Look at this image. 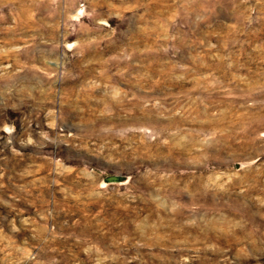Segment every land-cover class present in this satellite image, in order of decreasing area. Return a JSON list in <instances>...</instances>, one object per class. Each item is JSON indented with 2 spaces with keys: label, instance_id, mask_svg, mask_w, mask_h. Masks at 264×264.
I'll return each instance as SVG.
<instances>
[{
  "label": "rangeland",
  "instance_id": "374dc122",
  "mask_svg": "<svg viewBox=\"0 0 264 264\" xmlns=\"http://www.w3.org/2000/svg\"><path fill=\"white\" fill-rule=\"evenodd\" d=\"M0 264H264V0H0Z\"/></svg>",
  "mask_w": 264,
  "mask_h": 264
},
{
  "label": "water",
  "instance_id": "95a60500",
  "mask_svg": "<svg viewBox=\"0 0 264 264\" xmlns=\"http://www.w3.org/2000/svg\"><path fill=\"white\" fill-rule=\"evenodd\" d=\"M108 181H116L118 180V177L117 176H110L107 178Z\"/></svg>",
  "mask_w": 264,
  "mask_h": 264
}]
</instances>
